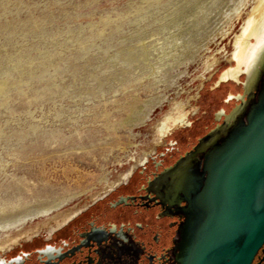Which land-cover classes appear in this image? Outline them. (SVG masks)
<instances>
[{"label":"rangeland","instance_id":"1","mask_svg":"<svg viewBox=\"0 0 264 264\" xmlns=\"http://www.w3.org/2000/svg\"><path fill=\"white\" fill-rule=\"evenodd\" d=\"M200 1L0 0V220L88 203L197 93L190 106L206 114L196 126L210 121L228 86L212 90L215 77L207 79L234 60L241 20L213 39L221 3L209 0L192 28ZM205 59L216 63L199 80ZM42 219L39 232L54 224L34 218L23 229Z\"/></svg>","mask_w":264,"mask_h":264},{"label":"flooded vegetation","instance_id":"2","mask_svg":"<svg viewBox=\"0 0 264 264\" xmlns=\"http://www.w3.org/2000/svg\"><path fill=\"white\" fill-rule=\"evenodd\" d=\"M235 37L234 60L207 79L215 77L212 90L223 85L228 90L203 128L196 120L206 112L190 106L197 93L157 131L156 123L151 147L88 203L47 217L54 224L46 231L39 232L47 221L42 219L0 239V264H194L210 241L215 255L219 227L229 220L222 212L227 210L226 186L247 160L243 150L248 143L229 137L232 130H247L259 121L252 105L261 101L264 80L260 60L248 72L234 69L241 50ZM223 72L225 81L216 85ZM244 237L240 231L232 240L234 250ZM250 264H264V241Z\"/></svg>","mask_w":264,"mask_h":264},{"label":"water","instance_id":"3","mask_svg":"<svg viewBox=\"0 0 264 264\" xmlns=\"http://www.w3.org/2000/svg\"><path fill=\"white\" fill-rule=\"evenodd\" d=\"M259 60L263 63V74L260 75L263 77L264 53ZM261 86V101L252 105L253 116L259 121L253 122L247 130H232L229 137L248 143L243 150L247 159L244 162L245 167L226 186L224 202L227 210L222 212L229 214V220L219 227L221 236L215 255L213 247L210 249V241L208 249L202 250L194 264H250L256 250L264 241V80ZM240 231L245 232V237L241 247L234 250L232 240ZM232 248L231 257L225 261Z\"/></svg>","mask_w":264,"mask_h":264},{"label":"bare ground","instance_id":"4","mask_svg":"<svg viewBox=\"0 0 264 264\" xmlns=\"http://www.w3.org/2000/svg\"><path fill=\"white\" fill-rule=\"evenodd\" d=\"M200 2L201 5L199 6L198 11L190 14V17L195 19V21H191L192 28L197 24V22H203L205 20L206 17L201 16V14H203L204 11L210 6L209 0H202ZM217 2L218 4H222H220L222 10L218 15L217 20H214L212 25L210 24L214 28V30L212 29L214 32L213 39L224 38L230 32L231 27L233 28L235 26L234 22L237 20L240 22L241 20L240 31L236 35L238 36L237 44L239 47L241 46V50L238 59L235 60L236 65L234 69L239 70L240 68H243V71L248 72L249 70L253 69L256 62L264 53V0H222L221 2L220 0H217ZM217 2L214 4L216 5ZM247 7L248 10H246ZM185 33H189L188 30ZM193 54L194 52H191L189 56H193ZM211 56L214 57L215 54L208 57L210 58ZM207 59H205L204 62L202 61V64L205 65L201 71L202 73L199 74V79L202 78L203 73L207 71V69L213 63V61L212 63L211 61L207 62ZM211 60H213V58ZM166 72L167 69L163 70L162 74H165ZM225 77L226 73H221L217 79L216 85L222 81H225ZM166 82H168V80H166ZM162 101L163 98H159L156 103L159 105L162 103ZM156 103L153 102L150 108L155 106ZM148 110L149 109L144 111L141 122H143L145 117L148 115ZM59 206H61V203L59 202L44 206L41 204V206L37 205L35 207L25 209L24 211H21L15 215L8 216L5 219L0 220V233L6 236L15 229L22 228L27 223L33 221L34 218H47L54 210L58 209Z\"/></svg>","mask_w":264,"mask_h":264}]
</instances>
